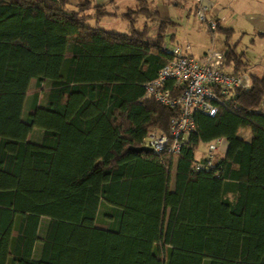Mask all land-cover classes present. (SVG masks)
Listing matches in <instances>:
<instances>
[{
	"label": "trees",
	"instance_id": "trees-1",
	"mask_svg": "<svg viewBox=\"0 0 264 264\" xmlns=\"http://www.w3.org/2000/svg\"><path fill=\"white\" fill-rule=\"evenodd\" d=\"M140 5L120 16L121 33L99 26L112 14L92 0L73 11L67 0H0V264H264V75L233 91L237 109L196 113L177 161L134 153L177 116L143 100L170 60L169 23L149 41L138 20L157 14ZM246 67L227 41L224 69ZM45 82V104L37 97L23 119L31 85ZM216 138L227 152L196 173L199 146Z\"/></svg>",
	"mask_w": 264,
	"mask_h": 264
},
{
	"label": "built area",
	"instance_id": "built-area-1",
	"mask_svg": "<svg viewBox=\"0 0 264 264\" xmlns=\"http://www.w3.org/2000/svg\"><path fill=\"white\" fill-rule=\"evenodd\" d=\"M195 16L199 22L207 24L214 34L216 22L209 20L208 14L214 9L215 0H193ZM190 46L164 43L163 50L170 60L160 70L157 79L145 86L143 100H154L159 105L175 110L176 117L170 121L169 132H150L143 146L151 148L156 155L168 153L177 159L196 132L195 114L202 113L210 118L218 114L220 107L237 109L232 101L236 89L249 90L253 86L251 73L239 75L228 73L225 68V52L210 50L202 58L188 54ZM228 145L225 138H216L206 143L203 156L195 163L193 170L214 171Z\"/></svg>",
	"mask_w": 264,
	"mask_h": 264
},
{
	"label": "crops",
	"instance_id": "crops-1",
	"mask_svg": "<svg viewBox=\"0 0 264 264\" xmlns=\"http://www.w3.org/2000/svg\"><path fill=\"white\" fill-rule=\"evenodd\" d=\"M67 1L69 2L68 9L73 11L77 10V7L82 0ZM92 2L93 5L102 6L107 13L112 14V16H107L101 19L99 21V26L104 22L113 24L115 21H120L121 25L123 26L122 29L125 30L121 33H126L128 31V23L124 21L120 16L126 14L130 10H137L142 3L143 8H146L150 12H156L157 14V16L153 18L142 16L138 20V26L141 29H143L145 26H148L150 32V28L153 26V37L155 38L151 42H156L159 35L161 22L166 21L169 23V26L165 30V43L169 42L183 47L189 45L191 49L188 51V54L192 55L195 58H202L205 54H207L211 49L214 48L213 47L211 49H207L208 47H205L204 49L199 50L197 53H195V50L197 49L194 50V47L189 40H186L183 43L178 39V35L182 34L180 30L185 26L189 27L192 33H198V35L202 33L201 31L203 29V26H201V24L203 23L199 22L195 16V4L193 0H92ZM86 14L89 17H94L95 11L91 9ZM208 18L209 20L217 23L218 29L216 33H222L219 30H232L233 34L231 37H228L223 33L225 37L223 46L226 48L228 41L230 46L235 48L237 55L241 56L242 61L247 64L246 71L251 74L263 76L264 0H215L214 9L208 14ZM192 19L197 20L200 23L197 29L194 28L195 22L189 25V22ZM89 24L92 26H96L97 23L94 19H91L89 21ZM207 28L209 31L208 25ZM244 41H247L248 44V46L245 47L246 50L238 52V49L241 46L240 44H242ZM225 48L219 51L225 52ZM251 48H255L256 53H249V51H247ZM30 93L25 100L23 119H26L29 112L32 110L35 99L37 97L38 106H42L45 104L46 98L42 100L41 103L40 96L38 94L33 95L31 99ZM243 132L246 133L247 138L242 135ZM239 136L247 141H250L252 139V135L249 131H241L239 133ZM43 137L44 131L41 129H35L30 134L29 140L35 143H41ZM174 180L175 177L173 179V186Z\"/></svg>",
	"mask_w": 264,
	"mask_h": 264
},
{
	"label": "rangeland",
	"instance_id": "rangeland-1",
	"mask_svg": "<svg viewBox=\"0 0 264 264\" xmlns=\"http://www.w3.org/2000/svg\"><path fill=\"white\" fill-rule=\"evenodd\" d=\"M155 22V21H154ZM193 22L194 23V28H198V26L200 25V23L197 20H191L189 22V25H191ZM103 29L108 30V31H116V32H123L125 30H123V26L121 25L120 21H115L113 24H109L108 22H104L101 23L100 25ZM201 26H203L202 29V33H200L198 35V33H192L191 30L189 29V27H183L180 32L182 34L178 35V39L181 42H185L186 40H189L190 43L192 44V46L194 47L195 53H197L199 50L204 49L205 47H208L207 49H211V50H222L225 47L223 46V41H224V34L223 33H215V35L207 28L206 24H201ZM150 32H149V37L148 40L152 41L155 37H153L154 32H153V26L150 28ZM194 31V30H193ZM206 32V33H205ZM205 33V34H204ZM204 34V35H203ZM240 48L238 49V52L240 51H245L246 50V46H248L247 41H244L242 44H240ZM226 49V48H225ZM247 51H249V53H256V49L255 48H251L248 49ZM198 58V57H197ZM49 83L45 82L43 84L38 85L37 83H33L32 88H31V99L32 96L35 94H38L40 96V102L42 103V100H44L46 98V94L49 90ZM245 138H247V135L245 132H243L242 134ZM246 135V136H245ZM227 149V145H224L222 148V151L225 152ZM205 150V146L204 145H200L197 152H196V159L200 160L203 156ZM174 161H177V159H175ZM175 177V167H174V171L172 173V179H174ZM48 220L43 219V225L46 226ZM103 225V224H102ZM43 231H44V227L41 231V235H43Z\"/></svg>",
	"mask_w": 264,
	"mask_h": 264
},
{
	"label": "water",
	"instance_id": "water-1",
	"mask_svg": "<svg viewBox=\"0 0 264 264\" xmlns=\"http://www.w3.org/2000/svg\"><path fill=\"white\" fill-rule=\"evenodd\" d=\"M130 150H132L134 153H138V154L152 152L151 148H148L146 146L130 147Z\"/></svg>",
	"mask_w": 264,
	"mask_h": 264
}]
</instances>
